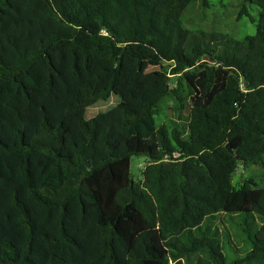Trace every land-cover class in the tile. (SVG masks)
<instances>
[{
  "label": "trees",
  "instance_id": "16d2710c",
  "mask_svg": "<svg viewBox=\"0 0 264 264\" xmlns=\"http://www.w3.org/2000/svg\"><path fill=\"white\" fill-rule=\"evenodd\" d=\"M196 1L0 0V264H264V178L232 182L264 160V0L242 38ZM172 74L185 134L155 122Z\"/></svg>",
  "mask_w": 264,
  "mask_h": 264
},
{
  "label": "rangeland",
  "instance_id": "374dc122",
  "mask_svg": "<svg viewBox=\"0 0 264 264\" xmlns=\"http://www.w3.org/2000/svg\"><path fill=\"white\" fill-rule=\"evenodd\" d=\"M209 6H201L200 1L191 4L183 13L184 24L192 30H205L208 32L225 33L235 38H242L245 35H253L256 30V19L258 9L253 5H246L247 10L255 18L252 22L248 17L238 16L242 9L243 3L241 0H209ZM167 64L164 63V66ZM194 65L190 68L193 69ZM172 81L178 84L179 92L183 99L181 107L173 94L168 93L163 96L157 104V114L155 122L157 125H179L183 129L184 134L187 129L189 120V112L186 99V84L179 74H172ZM119 98L115 95L110 96L105 101H99L96 104L89 106L86 111V117L90 118L99 111H105L113 107ZM147 163V158L143 155H134L130 158V172L135 181L142 179V171ZM259 179L264 178V160L256 164H248L246 166L239 165L237 171L233 174L232 182L234 185H239L246 178ZM222 221H217V226L225 232L226 228L230 234L233 245L242 249V241L236 239L238 230L232 228L229 219L226 215L222 216Z\"/></svg>",
  "mask_w": 264,
  "mask_h": 264
},
{
  "label": "water",
  "instance_id": "95a60500",
  "mask_svg": "<svg viewBox=\"0 0 264 264\" xmlns=\"http://www.w3.org/2000/svg\"><path fill=\"white\" fill-rule=\"evenodd\" d=\"M204 59H206V56L204 57ZM228 150L230 153H233V150L231 148L228 147Z\"/></svg>",
  "mask_w": 264,
  "mask_h": 264
}]
</instances>
